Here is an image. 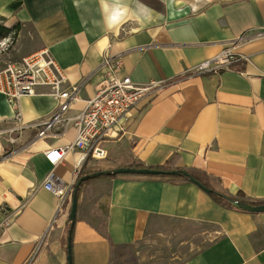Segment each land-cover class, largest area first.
I'll return each mask as SVG.
<instances>
[{"label":"crops","instance_id":"obj_1","mask_svg":"<svg viewBox=\"0 0 264 264\" xmlns=\"http://www.w3.org/2000/svg\"><path fill=\"white\" fill-rule=\"evenodd\" d=\"M0 19L19 25L18 59L47 49L68 83L86 79L70 115L95 94L104 53L120 55L121 75L134 83H162L114 127L106 157L88 165L194 168L226 195L264 199V0H0ZM226 47L245 59L238 70L194 72ZM56 105L45 87L18 99L30 123ZM13 115L0 93V130ZM33 136L26 130L9 144L0 135V264H68L82 152H66L53 167L44 152L73 141L75 129ZM50 170L70 187L60 211L41 186ZM144 243L188 247L177 264H264V212L224 207L194 183L165 176H99L79 187L72 264H141L130 250Z\"/></svg>","mask_w":264,"mask_h":264},{"label":"built area","instance_id":"obj_2","mask_svg":"<svg viewBox=\"0 0 264 264\" xmlns=\"http://www.w3.org/2000/svg\"><path fill=\"white\" fill-rule=\"evenodd\" d=\"M9 43V44H8ZM6 48L12 44L10 38L0 40ZM1 52V50H0ZM245 60L242 55L232 52L230 47L224 48L212 58L202 61L194 72L202 74L221 69L238 70L234 64ZM104 75L95 94L85 101L84 107L76 114L70 115L72 106L78 101V93L86 79L68 83L63 71L56 64L47 49L23 56L15 62H7L0 67V93L14 108L12 124L0 130L9 144L15 142L26 130H33V139H44L63 135L71 126L75 129V138L63 147H51L44 152V157L53 167L59 163L66 152L79 150L82 155L81 165L87 158L100 160L106 157L104 142L111 136L115 126L132 110L140 100L152 97L162 89L160 81L134 83L128 75H121L123 69L122 57L104 53L100 63ZM38 87L48 89V94L56 101L54 111L37 122L23 121L18 111V99L22 96L34 95ZM13 151L7 152L12 154ZM60 201L58 211L70 191L52 170H50L41 185ZM42 242L37 245V251ZM35 253V252H34Z\"/></svg>","mask_w":264,"mask_h":264},{"label":"trees","instance_id":"obj_3","mask_svg":"<svg viewBox=\"0 0 264 264\" xmlns=\"http://www.w3.org/2000/svg\"><path fill=\"white\" fill-rule=\"evenodd\" d=\"M18 30H19L18 24L14 25L12 27H7L4 25L3 21L0 19V40H2L4 38H10L12 41V44H13L14 39L17 36ZM238 63H240V62H238ZM238 63L234 64L235 68L237 67ZM88 164H89V158H87L85 160L83 166L81 167V170L78 174V177L75 180V183L73 184V190L75 189L78 180L84 175L92 174L95 172H106V171H108L109 174H103V175H101V177H116V176L122 175V174H111V171L121 167L117 163H114L111 161L105 166H103L102 164H99V163L95 164V165H88ZM130 167L142 168L144 166H142L140 164H133ZM151 168H156L159 170L176 169L179 171H183V170L186 171L191 177H193L195 180H197L200 184H202L204 187L210 189L209 195L212 197V199L214 201H216L218 204H220L224 207L230 208V209L240 210L234 204H232L231 200H235L238 202H245L247 204H253V205L264 204V199H251V198L246 197L241 192H238L236 195L229 196V195H226V194L220 192L219 190H216L213 187V184H212L210 177L205 172H202L198 169L176 168V167H174V165H167V166L157 165V166H151ZM158 176H165V177H168L172 180L189 181L186 176L181 175V174H179V175H158ZM83 183H81V185ZM71 264H72V262H71Z\"/></svg>","mask_w":264,"mask_h":264},{"label":"water","instance_id":"obj_4","mask_svg":"<svg viewBox=\"0 0 264 264\" xmlns=\"http://www.w3.org/2000/svg\"><path fill=\"white\" fill-rule=\"evenodd\" d=\"M103 174H109L108 171L106 172H95L92 174L84 175L82 176L77 184L75 189L72 192V200H71V206H70V211H69V216H68V222H69V230H68V245H67V260L68 264H71V237H72V230L73 226L76 220V214H77V193L78 189L81 185V183L97 178ZM111 174H135V175H152V176H158V175H184L188 178V180L201 189H203L205 192L208 194L210 193V189L204 187L202 184H200L197 180H195L193 177H191L186 171H179L176 169L173 170H159L156 168H151V167H142V168H135V167H119L117 169H114L111 171ZM232 204H234L237 208H239L242 211L250 212V213H261L264 212V204H258V205H253V204H247L245 202H238L235 200H231Z\"/></svg>","mask_w":264,"mask_h":264},{"label":"rangeland","instance_id":"obj_5","mask_svg":"<svg viewBox=\"0 0 264 264\" xmlns=\"http://www.w3.org/2000/svg\"><path fill=\"white\" fill-rule=\"evenodd\" d=\"M0 50V67L4 66L7 62H15L19 60L16 56L14 44H10L7 48L0 44ZM187 248L188 247H182L178 250L160 245L157 247L146 246L144 243L141 246L130 250V253L132 258L134 260H140L141 264H177V262H179L178 256L182 258L188 253ZM136 252H138V255H136ZM122 256L123 257H121V253L118 254V262L123 261L124 254Z\"/></svg>","mask_w":264,"mask_h":264},{"label":"clouds","instance_id":"obj_6","mask_svg":"<svg viewBox=\"0 0 264 264\" xmlns=\"http://www.w3.org/2000/svg\"><path fill=\"white\" fill-rule=\"evenodd\" d=\"M113 19H115V17H113Z\"/></svg>","mask_w":264,"mask_h":264}]
</instances>
